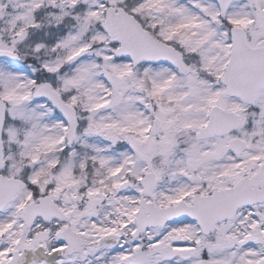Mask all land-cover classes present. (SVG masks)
<instances>
[{"label": "snow or ice", "instance_id": "6c2138e0", "mask_svg": "<svg viewBox=\"0 0 264 264\" xmlns=\"http://www.w3.org/2000/svg\"><path fill=\"white\" fill-rule=\"evenodd\" d=\"M0 264H264V0H0Z\"/></svg>", "mask_w": 264, "mask_h": 264}]
</instances>
